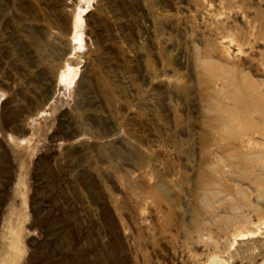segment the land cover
<instances>
[{
	"label": "rangeland",
	"instance_id": "obj_1",
	"mask_svg": "<svg viewBox=\"0 0 264 264\" xmlns=\"http://www.w3.org/2000/svg\"><path fill=\"white\" fill-rule=\"evenodd\" d=\"M0 264H264V0H0Z\"/></svg>",
	"mask_w": 264,
	"mask_h": 264
},
{
	"label": "bare ground",
	"instance_id": "obj_2",
	"mask_svg": "<svg viewBox=\"0 0 264 264\" xmlns=\"http://www.w3.org/2000/svg\"><path fill=\"white\" fill-rule=\"evenodd\" d=\"M11 138H13L14 139V137L13 136H11ZM15 140V139H14ZM24 139H22V141H23ZM26 140V139H25Z\"/></svg>",
	"mask_w": 264,
	"mask_h": 264
}]
</instances>
